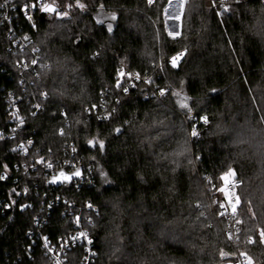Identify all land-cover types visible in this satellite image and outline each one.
Masks as SVG:
<instances>
[{"label":"trees","instance_id":"trees-1","mask_svg":"<svg viewBox=\"0 0 264 264\" xmlns=\"http://www.w3.org/2000/svg\"><path fill=\"white\" fill-rule=\"evenodd\" d=\"M10 1L13 18L17 16L13 25L30 37L50 68H37L33 75V89L43 105L33 115L17 85L16 62L30 59L8 52V28L0 10V129L11 126L6 112L10 91L23 97L19 107L25 121L13 139L0 143V175L8 166L7 179L0 180V264H53L35 232V219L46 220L39 227L43 225L50 245L70 235L72 220L62 216L63 203L52 204L57 193L99 208L90 227L96 251L91 264H220L241 253L253 264H264L261 3L231 0L232 11L218 16L220 7L211 1L188 0L181 33L173 38L164 22L168 0L155 6L146 0H80L84 10L69 9L75 21L38 11L35 28L21 13L33 0ZM113 13L116 21L96 23ZM107 22L113 23L112 33ZM185 49L179 66L172 68L170 57ZM122 67L141 76L125 85L127 94L115 87ZM148 79L153 83H145ZM171 84H183L193 118L179 108ZM161 88L170 91L159 96ZM93 104L96 109L86 111ZM113 108L110 119H97ZM204 116L208 123L200 119ZM94 138L104 142L103 151L88 144ZM29 139L33 144L26 154L12 151ZM70 144L78 148L84 165L94 167L90 185L56 190L36 173L26 175L25 167L36 160L67 157ZM230 167L242 183L241 234L235 244L227 237L226 220L212 208L211 188L220 185L219 177ZM81 256L83 250L73 248L67 264H79Z\"/></svg>","mask_w":264,"mask_h":264},{"label":"built area","instance_id":"built-area-1","mask_svg":"<svg viewBox=\"0 0 264 264\" xmlns=\"http://www.w3.org/2000/svg\"><path fill=\"white\" fill-rule=\"evenodd\" d=\"M209 1L213 3V0H209ZM256 1L260 2L261 5L264 7V0H256ZM4 2L5 0H0V4H3ZM158 2H160V0H156V2L151 6H155ZM225 2L231 4V0H225ZM234 3L242 4L244 3V0H239V3H237L236 0H234ZM217 6H219V0H217ZM0 10H1L2 23L5 24L8 28V34H7V39L9 41L8 52L13 53L15 55L18 54L19 56L20 55L26 56L30 60L34 58L38 60V64L35 66L30 65V60L28 61L21 60L22 62L29 64L28 68H24L23 66H21L19 63L21 61L16 62L18 65L17 85L21 89L22 94L25 95L24 98L28 99V103H30L33 113L35 114L41 113L43 110V105L33 89V87L36 86L35 78L33 77V75H35V71L37 70V68L38 69L40 68L49 69L50 67L48 64H46L47 67H43L41 57L37 54V51L35 52L33 51V48L36 49V47L32 45V41L30 40V37L27 34H21L20 32H18L15 26L13 25V19H16L17 16L13 18V11L15 9L12 7L11 1L8 0V3L6 4V6L4 8H0ZM38 11H39L38 9L31 10L32 22H35V24H36V12ZM21 13L25 17L22 9H21ZM5 17H7V19H5ZM26 22L30 28H33L32 22H30L28 19H26ZM25 36L28 37V40H24ZM181 60L179 61L178 66ZM169 65L171 66L170 63ZM139 81H141V79ZM44 97H45L44 95L41 97L42 101L44 100ZM22 101H23L22 96L20 95L17 96L12 91L8 93V98L6 99V112L8 114V119H9L11 126L8 129H0V134H3V136L5 137V139L0 140V143H4V142H7L13 139L16 136V134H18L21 131L23 125L18 127V120L13 117L12 113L16 112L18 116L20 117L21 112H20L19 104H21ZM38 104L40 105L39 109L35 107V105H38ZM189 116L190 118H193V114L190 113ZM14 128L17 129L15 132L12 131V129ZM25 145L27 148L31 146L27 144ZM73 147L77 149L75 153L72 152ZM36 161L30 164L28 168L25 167L26 175H28V177H31L32 173H36L38 176H41L46 181V184L48 187L54 188L48 185V180L51 178L53 174H57L59 171H65L70 174L76 169H80L82 171V179L73 180L69 184L66 183L60 188H54V189L56 190L57 189H65V190L68 189L69 190L71 188L79 189L84 184L90 185L92 183V177H93L92 175L94 174V167H92L91 165H84L82 163V159L79 158V150L74 144H70L68 146L67 157L62 158V159H57L55 161H45V164L48 162H51L53 164L52 169L46 168L44 164H37ZM232 182L236 186L232 187L230 184L226 190L230 192H235V194L239 196V190L242 186V183L241 181L235 178H233ZM223 186H224L223 181H221L218 187L212 186L211 192L212 194L215 195V197L212 198V202H213L212 208L217 213L219 211H225V209H219L217 204L214 203V201L225 203L228 214H226L223 217L218 215V217L226 220L227 237L232 244H235V243L240 242V234H241V223L236 222L237 219L240 220L239 214H238V208H237V213L235 215H231V207L228 205V202L225 199L224 194L217 190L219 187H223ZM25 188H27L28 190L27 192H29V187L26 186ZM63 196L64 195H62L61 193H57L54 196V200H52V204H55V203L59 204L61 202L63 203L64 209L62 212V216L64 218H68L72 220L73 231L70 233V235L59 238L56 244L54 245L49 244L52 247L53 251L52 252L47 251V253L50 255L53 264H57V261H59L60 264H67L69 252L73 248L79 247L83 250V256H81V259L79 260V264H91L94 261V257L96 256V251L94 250L95 243H94V238L92 236V233L90 231V227L92 224V218L94 215H97V213L99 212V208L91 203H87L85 205H78L75 202L69 201V199L67 198L65 199ZM89 204H91L93 207L92 208L87 207V205ZM7 209H10V208L7 207ZM46 214H48V212H46ZM77 216L81 218L79 224L75 222V217ZM42 221H44L43 223L45 224L46 220H41L39 217L35 219V222H36L35 232L39 236V238L42 240L43 246L45 247V240H44L45 235L43 234L42 229H40V227L43 225H40L39 227V222H42ZM81 230L88 234V239L92 240L91 244L87 243V240L84 238H80L76 240L75 242L71 241V237L77 235L78 232ZM230 235H231V238H229ZM65 240H68V244L65 245L63 250L61 251V244H63ZM248 259H250L248 256L236 255L232 261H221L220 264H248ZM251 264H253L252 261H251Z\"/></svg>","mask_w":264,"mask_h":264},{"label":"snow or ice","instance_id":"snow-or-ice-1","mask_svg":"<svg viewBox=\"0 0 264 264\" xmlns=\"http://www.w3.org/2000/svg\"><path fill=\"white\" fill-rule=\"evenodd\" d=\"M156 2V0H147V4L149 6L153 5ZM188 0H168V4L169 6H172L175 3V6L179 9V11L177 13H169L168 8L164 9V15L167 16L168 19L172 20H176V21H180L182 19L183 13H184V9L186 7ZM237 3H239V0H236ZM8 3V0H5V2L3 4H0V8H4L6 6V4ZM217 6V0H213V7ZM73 7H78L80 10H84L86 8V5L84 3H81L80 0H75V4L71 3V2H67V3H60L58 2V0H33V2L31 3H26L23 5L22 11L24 12V15L26 17V19H28L30 22H32V16H31V10H39L41 12L44 13H48L50 16L51 15H55V17L57 19H63V18H67L70 15L69 9H72ZM103 7V6H101ZM219 7H220V11H218L216 14L219 15H223L225 13H228L230 11H232L231 8V4L226 3L225 0H219ZM5 19H7V17H5ZM107 21H116L117 20V16L116 14H106L104 18H100L96 20V23L98 25H104ZM32 27L35 28L36 24L35 22H32ZM167 27V24H166ZM180 27V25H175L173 26L172 30H170L168 32V35L175 38L176 36L180 35V32L177 30ZM106 28H107V32L108 33H112L113 32V23L111 22H107L106 24ZM24 40H28V37L25 36ZM33 51H38V49L33 48ZM187 54V49H185L184 51H181L180 53H178L175 56L170 57L169 63L171 64V66L173 68H176L178 66L179 61ZM95 55H99V53H96ZM21 66H23L24 68H28L29 64H26L24 62H19ZM38 64V60L37 59H31L30 60V65H37ZM121 65H124V61H121ZM43 67H47V65H43ZM137 80L139 81L141 79V76L139 73H126L123 70V67L121 69L117 70V79H116V84L115 87L118 90H121L123 93L127 94L129 92V86H125L128 85L129 81L131 80ZM148 84L153 83V81L151 79H148L145 81ZM131 87H136L135 83H132L130 85ZM170 91V89H158V93L159 96H165L166 94H168V92ZM44 96L47 95V93L43 94ZM171 95L173 97H176V103L178 104L179 108H181L182 110H186V112L190 113L192 111V108L189 106L188 104V100L190 99V97H188L187 95L183 94V90L181 91H173L171 92ZM117 104L120 103L119 100L116 101ZM35 107L37 109H39L40 105H35ZM97 107V105L93 104L91 106V109H86V111H93L95 110ZM116 109L113 108L111 110V112H106V114L104 116H97V119H110L111 116L113 115V113H115ZM13 117L15 119L18 120V127L22 126L24 124V119L19 117L18 114L16 112L12 113ZM33 115H35V113H33ZM66 115V114H65ZM200 119H202L204 121V123H208V118L206 116L201 117ZM17 129H12L13 132H15ZM117 132L120 131V129H116ZM60 134L63 135V129L60 130ZM191 135L193 137H196L199 135L197 129L195 127H193L192 131H191ZM5 139V137L3 136V134H0V140ZM33 141L32 140H28L27 141V145H32ZM88 144L90 146H96L97 144L99 145V149L101 151H103L104 149V142L102 140H96L95 138L93 140H89ZM12 151H22L25 154L28 151V148L26 147V145L24 143H21L18 145L17 148H13ZM77 151V149L75 147L72 148V152L75 153ZM182 154V153H181ZM37 164H44L46 168L48 169H52L53 168V164L51 162H48L45 164L43 158H41L40 160L36 161ZM4 169H5V173L3 175H0V180H5L7 179V171H8V166L5 164L4 165ZM101 175H106L105 173H101ZM237 175L236 171L234 169H232L231 167L228 169L227 172L223 173L219 179L221 181H223L224 186L223 187H219L217 190L221 193L224 194L225 199L228 202V205L231 207V215H235L237 213V208L238 206L241 204V199L238 195L235 194V192H230L227 191L226 189L228 188V186L231 184L232 187H235L236 185L232 182L233 178H235ZM82 176V172L80 171V169H76L75 171H73L72 173H65L64 171H60L58 174H53L51 176V178L48 180L49 184H55L57 182L60 183H64V182H71L73 180V178H80ZM209 182L211 183V179L209 178ZM213 187H215V185H213ZM15 192V190H13ZM27 188H25L24 192L25 194L27 193ZM16 195H20V193H16ZM234 198V199H233ZM15 203V201H13V204ZM215 204H217L219 209H225V211H219L217 214L221 217L225 216L227 213L226 210V205L224 202H219V201H214ZM24 207H30V205H25ZM51 207V205L49 206ZM87 207L92 208L93 206L91 204L87 205ZM200 215H203V212L200 213ZM81 218L79 216L75 217V222L77 224H79ZM237 223H241L240 220L237 219L236 221ZM80 238H84L87 240V243L91 244L92 240L88 239V234L84 231H79L77 235L71 237V241L75 242L76 240L80 239ZM231 238V235L230 237ZM45 240V248L47 249L48 252H52L53 249L52 247L49 245L48 243V237H44ZM260 242L264 243V230H261L260 232ZM250 243H255V241L252 239L250 241ZM68 244V240H65L63 244H61V251L63 250L64 246ZM241 255L246 256L247 254L245 253H241ZM221 256L223 257H227L228 253L225 252H221ZM57 264H60L59 261H57ZM248 264H251L250 259H248Z\"/></svg>","mask_w":264,"mask_h":264},{"label":"rangeland","instance_id":"rangeland-1","mask_svg":"<svg viewBox=\"0 0 264 264\" xmlns=\"http://www.w3.org/2000/svg\"><path fill=\"white\" fill-rule=\"evenodd\" d=\"M166 8H168V11H169V13H177L178 11H179V9L175 6V3L172 5V6H169V4L167 5V7ZM69 12H70V15L68 16V18H71L73 21H75L76 20V16H75V12H73V10H69ZM165 16V15H164ZM182 20V19H181ZM181 20L180 21H176V20H174V19H172V20H170V19H168L167 18V16H165V18H164V22H165V27H166V24H167V27H166V31H167V33L170 31V30H172V28H173V26H175V25H180V27L177 29L180 33H181ZM176 37H178V36H176ZM160 66H162L161 64H160ZM134 80V79H133ZM133 80H131V82L133 81ZM171 88L173 89V91H181V90H183V94L184 95H187L186 93H185V89H184V87H183V84L182 85H179V86H176V85H174V84H171ZM174 99H175V101H176V97H174ZM188 104H189V106H190V100H188ZM185 112H186V110H184Z\"/></svg>","mask_w":264,"mask_h":264},{"label":"water","instance_id":"water-1","mask_svg":"<svg viewBox=\"0 0 264 264\" xmlns=\"http://www.w3.org/2000/svg\"><path fill=\"white\" fill-rule=\"evenodd\" d=\"M160 1L162 2V1H164V0H160ZM116 135H117V136L120 135V131H119V132L116 131ZM80 171H81V170H80ZM59 172H60V171H59ZM59 172H58V173H59ZM64 172H65V171H64ZM81 172H82V171H81ZM58 173H57V174H58ZM65 173H67V172H65ZM76 179H82V176H81L80 178H73V180H76ZM73 180H72V181H73ZM72 181H71V182H72ZM71 182H64V183L57 182V183H55V184H49V183H48V185H49V186H52V187H54V188H60V187L63 186L64 184H66V183L69 184V183H71Z\"/></svg>","mask_w":264,"mask_h":264}]
</instances>
